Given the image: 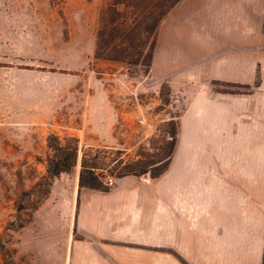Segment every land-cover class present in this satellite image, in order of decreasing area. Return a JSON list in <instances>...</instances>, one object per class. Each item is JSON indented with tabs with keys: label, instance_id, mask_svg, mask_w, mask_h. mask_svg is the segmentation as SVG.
Segmentation results:
<instances>
[{
	"label": "crops",
	"instance_id": "crops-1",
	"mask_svg": "<svg viewBox=\"0 0 264 264\" xmlns=\"http://www.w3.org/2000/svg\"><path fill=\"white\" fill-rule=\"evenodd\" d=\"M150 73L194 87L170 164L107 192L78 175L77 241L118 264H263L264 0H182L158 27Z\"/></svg>",
	"mask_w": 264,
	"mask_h": 264
},
{
	"label": "rangeland",
	"instance_id": "rangeland-1",
	"mask_svg": "<svg viewBox=\"0 0 264 264\" xmlns=\"http://www.w3.org/2000/svg\"><path fill=\"white\" fill-rule=\"evenodd\" d=\"M103 4L0 0V264H118L96 240L77 241L83 161L98 156L112 188L126 164L164 157L168 121L179 125L194 92L143 64L95 59ZM50 134L78 146L72 170L52 179Z\"/></svg>",
	"mask_w": 264,
	"mask_h": 264
},
{
	"label": "trees",
	"instance_id": "trees-1",
	"mask_svg": "<svg viewBox=\"0 0 264 264\" xmlns=\"http://www.w3.org/2000/svg\"><path fill=\"white\" fill-rule=\"evenodd\" d=\"M182 0H104L100 12V27L97 33L95 59H110L122 61L129 65L143 64L151 69L154 50L157 44L158 27L169 12ZM222 91H238L248 88L246 85L222 83ZM167 84L162 85V89ZM167 132L171 138L168 151L164 157L139 159L126 164L121 169L120 177L137 175L150 170L153 178L162 174L169 166L173 155L178 133L177 122L168 121ZM49 147L53 155L48 158V177L59 176L63 172H70L75 166L78 146L71 143L63 144L60 139L50 134ZM98 156L84 159L79 175V186L97 191H110L97 169L101 162ZM151 168V169H150ZM264 264V256H263Z\"/></svg>",
	"mask_w": 264,
	"mask_h": 264
},
{
	"label": "built area",
	"instance_id": "built-area-1",
	"mask_svg": "<svg viewBox=\"0 0 264 264\" xmlns=\"http://www.w3.org/2000/svg\"><path fill=\"white\" fill-rule=\"evenodd\" d=\"M140 123L142 124V126L148 127V128H151L153 126V124L149 122L146 118L140 119ZM107 183L113 184L114 183L113 178H109V181Z\"/></svg>",
	"mask_w": 264,
	"mask_h": 264
},
{
	"label": "water",
	"instance_id": "water-1",
	"mask_svg": "<svg viewBox=\"0 0 264 264\" xmlns=\"http://www.w3.org/2000/svg\"><path fill=\"white\" fill-rule=\"evenodd\" d=\"M148 176H149V174H145V175H144V177H148Z\"/></svg>",
	"mask_w": 264,
	"mask_h": 264
}]
</instances>
